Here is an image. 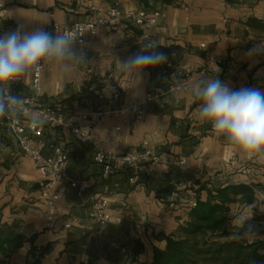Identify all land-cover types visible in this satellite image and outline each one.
<instances>
[{
  "label": "crops",
  "instance_id": "crops-1",
  "mask_svg": "<svg viewBox=\"0 0 264 264\" xmlns=\"http://www.w3.org/2000/svg\"><path fill=\"white\" fill-rule=\"evenodd\" d=\"M115 3L122 12H160V29L144 33L127 25L120 34L103 31L89 41L87 61L77 64L73 72L49 66L43 73L38 104L61 108L66 121L84 132L89 133L96 113L108 114L114 107L141 102L155 86L173 85V76L181 82L205 70L203 76L214 77L219 69L221 81L234 89L264 90V55H247L264 38L251 26L252 20H264L261 0H0V34L21 23L33 30L84 22L93 8ZM147 43L167 53L168 63L147 69L137 84L119 71V60ZM12 91L23 97L34 95L31 74L12 85ZM116 93L118 103L113 100ZM176 95L155 99L134 129L124 116H107L94 129L92 143L81 142L67 128L44 126L38 137L44 154L52 155L54 146H62L69 159L70 179L91 185L83 191L66 184L51 223L39 188L42 176L34 163L13 140L0 142V168L8 166L19 178L17 184L11 180L9 188L4 186L0 199V226L16 225V232L25 239L12 264H33L37 259L40 264H152L155 250L166 248L165 237L176 235L188 221L191 203L206 202L218 189L237 185L252 186L255 201L246 204L236 198L229 206L226 229L244 243L264 242V158L241 159L229 152L223 138L199 122L196 105L187 98L177 102ZM145 143L152 156L167 166L151 167L136 183L130 181L134 173L129 167L109 177L94 161L98 151L121 157L142 151ZM182 159L184 166L179 164ZM175 191L180 199L171 208ZM99 200L109 202V212L121 218V224L99 226L89 218ZM241 214L251 216L245 225L251 231L237 238L234 234L239 229L234 228L233 219Z\"/></svg>",
  "mask_w": 264,
  "mask_h": 264
},
{
  "label": "clouds",
  "instance_id": "clouds-1",
  "mask_svg": "<svg viewBox=\"0 0 264 264\" xmlns=\"http://www.w3.org/2000/svg\"><path fill=\"white\" fill-rule=\"evenodd\" d=\"M75 29L55 32L43 27L26 30L24 24L0 34V120L24 118L32 128L45 123L41 115L27 106L26 99L12 91V85L32 72L54 66L71 73L77 64L86 62ZM247 55H264V40L255 43ZM168 63V54L155 44H147L125 59L119 60V71L137 84L147 69ZM218 69V68H217ZM199 76L189 82L171 79L179 102L187 98L196 105L195 114L201 124L210 125L211 133L223 138L229 152L241 159L264 158V90L258 87L234 89L219 78ZM251 216L241 214L233 219L234 235L243 238ZM238 221V223H237ZM241 229H245L243 232Z\"/></svg>",
  "mask_w": 264,
  "mask_h": 264
},
{
  "label": "built area",
  "instance_id": "built-area-1",
  "mask_svg": "<svg viewBox=\"0 0 264 264\" xmlns=\"http://www.w3.org/2000/svg\"><path fill=\"white\" fill-rule=\"evenodd\" d=\"M160 16V12L150 11L148 9L122 12L118 3H115L109 8H93L92 15L87 21L72 24L55 23L52 25L51 29L45 28V30L55 32V30L65 31L75 29L78 36L82 35L79 38L76 47L82 49L86 56L89 41L97 37L103 31L112 34H120L124 31L127 25L138 27L144 33L157 31L160 29ZM138 50L139 49L135 50V52ZM44 70L45 68L41 71L31 73V85L34 95L24 98L27 101V106L32 111L39 113L45 120V123L37 128H32L24 118H21L18 121H9L8 119L0 120V142L4 140H13L22 154L34 163L42 176L39 188L42 192L45 206L47 208V220L51 223L56 219L57 205L64 193L66 184H69L73 188L79 187L83 191L90 189L91 185L85 180L72 181L70 179L69 159L62 146H54L52 148V155L44 154L43 144L38 139L43 133L44 126L50 125L67 128L71 130L81 142L92 143L96 139L94 129L103 123L107 116H124L125 123L130 128L134 129L146 117L155 99L164 95L176 94V92L174 90V85H170L167 89L155 86L145 95L141 102H136L129 107H114L108 114L96 113L91 129L89 133H86L79 125L72 121H66L64 112L61 108L43 107L38 104V98L42 91ZM200 74L205 75L206 71L203 70ZM191 80H193V77L186 76L181 82H189ZM22 81L23 78L15 82L13 85L21 84ZM119 99L120 95L116 93L113 96L114 103H118ZM94 161L96 164L103 167L104 174L109 177L116 176L122 167H129L134 173L130 180L132 183L138 182L141 177L144 174H147L150 168L155 165H162L164 168L167 166L158 158L152 156L151 152L147 149L146 143L143 145L142 151L127 153L121 157H113L104 151H98ZM179 164L180 166H184L186 160L182 159ZM171 198L173 202L170 204V207L175 208L177 206L176 201L180 199V193L177 191L172 192ZM196 206V202L190 204L191 209H194ZM89 218L95 221L99 226L111 222L116 224L122 223L121 218H115L109 212V202L107 200L97 201L89 213ZM74 222H78V220H74ZM66 227L69 228L70 225H67ZM122 252L126 253L127 250L123 249Z\"/></svg>",
  "mask_w": 264,
  "mask_h": 264
},
{
  "label": "trees",
  "instance_id": "trees-1",
  "mask_svg": "<svg viewBox=\"0 0 264 264\" xmlns=\"http://www.w3.org/2000/svg\"><path fill=\"white\" fill-rule=\"evenodd\" d=\"M236 198L252 204L254 188L228 186L211 193L206 202L199 201L178 233L165 237L166 248L155 250L152 264H264V242L247 244L230 239L227 215ZM16 230V225L0 226V264H12V256L24 245V237Z\"/></svg>",
  "mask_w": 264,
  "mask_h": 264
},
{
  "label": "rangeland",
  "instance_id": "rangeland-1",
  "mask_svg": "<svg viewBox=\"0 0 264 264\" xmlns=\"http://www.w3.org/2000/svg\"><path fill=\"white\" fill-rule=\"evenodd\" d=\"M261 1L264 3V0H261ZM251 26H252L253 30L256 31L257 33H261V34L264 33V20L263 21L252 20ZM261 39L264 40V38H261ZM7 165H9V166L11 165L9 161H8ZM9 171L10 170H9L8 166H7V168L6 167L3 169L0 168V199L3 198V195H4L3 188L5 185H7L9 188V184H10L11 180L14 181L13 183H15V184H17L19 182L18 176L11 174ZM230 239L236 240V238L233 236Z\"/></svg>",
  "mask_w": 264,
  "mask_h": 264
}]
</instances>
